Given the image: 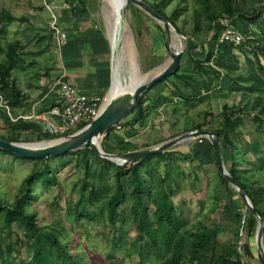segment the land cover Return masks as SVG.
<instances>
[{"label": "rangeland", "instance_id": "rangeland-1", "mask_svg": "<svg viewBox=\"0 0 264 264\" xmlns=\"http://www.w3.org/2000/svg\"><path fill=\"white\" fill-rule=\"evenodd\" d=\"M42 1L43 0H0V47L4 40L7 39L6 32L2 31L4 26L8 27L9 25L11 28L18 30L17 23H22L20 18L25 19L26 15L31 16L32 14H35L36 17L40 19L38 23H34L35 25L43 24L44 20L40 13L43 9L47 8H45ZM68 2L70 3V1H67L65 4L68 5ZM82 3L84 8L86 7L87 11L91 12V27L102 31L108 40L111 41L113 13L107 1L82 0ZM61 4L60 2V6ZM73 4L75 9H79L82 6L78 3ZM239 5L243 8V3L239 2ZM242 10L244 11V9ZM3 13H9L17 20L10 24H6ZM123 22L124 30L117 53L119 76L122 79L127 78L132 71L137 70V82L143 79L149 80L159 71L157 70L159 67L169 62L168 55L163 53V47L160 50V53H163L162 57L149 55L152 41L154 39L157 40L154 35L158 34L160 31L162 32V25L136 5L134 8H129V5L125 7ZM21 26L24 28V24H20L19 27ZM176 34L178 33L173 29L171 31V43L176 50L185 52L187 41L184 37H181L179 34L178 37ZM163 43L164 35H160L159 46H163ZM58 57H60L59 54ZM241 100L243 104H245L246 99L239 95L236 101ZM231 102L232 100L228 98L227 103L230 104ZM220 106L222 107V105ZM220 106L216 108L219 109L221 108ZM218 109L215 111L217 112ZM167 110L172 111V109H165L160 116L161 122H145L143 124L144 127H138L137 124L133 128L116 127L110 134L98 140L100 148L107 154H123L127 153L125 151L133 148H141V150H143L155 147L161 143L160 141H167L190 131L189 128L184 129L180 126L183 121L182 114L175 113L176 115H174L173 121H170L171 112ZM2 114L3 113L0 112V134L5 135L10 125L4 122ZM242 115L244 124L240 127L238 136H236V138L233 137L236 148H238L240 154H243L247 162L253 163V167L260 165V167L264 169V133L262 131L264 125H262V128H259L260 125L258 122L253 120V118L257 116L256 112H244ZM259 115L264 122V114L260 113ZM215 119L216 120L211 123L213 124L212 128L209 121V126H204L205 128L203 127L202 130L211 131L216 129L221 122L220 114H217ZM129 120H131V117L126 119V122ZM193 120H196V118ZM27 133L28 135H26ZM27 133L22 134L24 142L18 143L35 144L39 142H49L38 140L36 134H38L39 131H29ZM199 139L200 138L184 140L167 150L174 153L178 159L176 163L172 165L171 171L167 166L165 167L166 169L164 172L166 173L164 174H160L162 170L160 167L158 168L159 172L157 168L156 170L149 169V174L145 171L144 179L152 189L151 197H157L156 189L162 182L165 191L176 207L174 210V222L178 227L186 225L185 227L191 228L195 225L197 220L203 221V224L207 227H211L213 224L220 226V231L215 238L211 239L207 250L203 252V257L194 260L193 264H212L219 255H223L229 247L236 243V241L237 249L242 250L245 245H248L256 252L254 236L257 222L251 235L247 237L244 224L243 229L241 224L238 229L239 225L235 218V212H231L230 210L225 212L224 209H222L223 205L229 201V197L233 194L232 199L239 200L235 195L237 193L235 190L220 184L218 189L220 202L217 205L219 207L216 206V210H213V208H211V210L209 209L210 205L207 204V198L208 196L210 197L213 191L211 187H213L216 181V168L210 150L206 148L205 153H207V155L201 158H193L190 160H182L181 157L180 159L178 158L179 155L189 151L193 153L196 152L197 144L195 145L194 143L198 142ZM198 150V155L205 154L203 153V148ZM77 160V154L62 158L56 157L49 162L51 174L56 178V183L50 185L45 184L33 188V194L29 200L27 209L28 212L35 214L38 225L56 230L60 234L64 251L73 256L80 264H139L140 260L138 254L140 247L144 253L142 264H162L163 257L153 249L148 241L143 240L141 242L138 240L135 225L131 217L127 214H119L114 228L110 226L105 218H95L92 220H87L83 217L79 219L75 218L73 213L74 204L78 200V190L81 180L83 179V172L82 169L77 166ZM1 161L0 200L12 202L13 197L19 193L22 180L36 166V163L22 160H7L10 163H5L6 159H0V163ZM88 163L90 171L88 180L94 184L98 196L96 201L97 207L93 210L98 212L99 207H104L105 196L110 191L109 184L112 171L97 165L95 160L89 155ZM168 164L170 166L171 162ZM224 166L226 169L230 166V160L227 154H225ZM239 168L247 169L249 165L243 163L239 165ZM177 171L183 173L182 177L178 175L172 183L171 179H164L165 174L169 177ZM261 173L260 170H258L257 176L253 178L263 181L264 178L260 175ZM247 175L249 176L251 174L248 173ZM209 191L210 194L208 195ZM252 195L254 198L263 196L264 186L257 184L252 190ZM149 208L153 209L151 204H149ZM79 209H81V207ZM238 211H244L243 202L240 203V210L238 209ZM259 211L264 215V202H262ZM245 216L246 215H243V218ZM10 230L12 233L10 240H8L4 234L0 233V245L5 246L8 242L14 243L13 248L15 251L12 253V256L28 261L31 258L35 241L27 238L26 240L24 239V245L23 243H15V240H22L23 238V226L19 223H13ZM236 234L238 235V239ZM188 248L187 246V249ZM187 259L188 253L185 256V262ZM250 259L251 261L254 259L253 255L252 258L246 259L247 262ZM252 263L261 264L257 259L256 261H252Z\"/></svg>", "mask_w": 264, "mask_h": 264}, {"label": "trees", "instance_id": "trees-1", "mask_svg": "<svg viewBox=\"0 0 264 264\" xmlns=\"http://www.w3.org/2000/svg\"><path fill=\"white\" fill-rule=\"evenodd\" d=\"M76 1L81 5L83 4L82 0ZM141 1L165 19L181 37L186 39L187 42H190L197 33L213 29L215 24L220 20L230 21L239 17L249 23H254L260 18V11L257 9L251 14H248L241 9L239 2L244 3L245 0ZM131 7L134 8L135 5L130 4L129 8ZM3 18L6 24L17 20L9 13H3ZM21 20H23V18H20V21ZM2 31L5 32V26L2 28ZM244 45L250 47L256 66L264 76V66L259 62V57L264 60V50L254 46L250 41H245ZM17 46L18 43L15 42L9 44L6 50L0 47V55L6 51L5 64L0 63V94H3L13 106L20 104L23 100V96L16 84L13 81L9 82L11 71L19 67L13 58ZM211 57L212 54L207 53L204 61L194 60L197 74H201L204 64H207L211 60ZM208 67L211 69L213 84L217 87L219 85L221 74H224V72L210 65H208ZM175 73L176 71L172 75H175ZM172 75L168 77H171ZM159 83L150 87L140 96L139 106L135 110L137 117L132 122L124 121L119 124L118 127L133 128L135 124L142 123L145 112L143 108V97ZM258 113L264 114V107H261ZM242 114L243 110L239 106L229 107L224 104L220 113L221 122L216 129L211 131L218 135V143L223 163L225 154L229 156L230 166L226 169L228 174L241 186L254 211L264 224V218L259 215L257 210L258 204L264 201V195L256 199L252 195V190L257 184L264 186V180L259 181L257 178H253L254 176H257L258 170H260L261 173L263 169L260 165L253 167V163L247 162L243 154H240L238 148H236L233 140V136L239 134V129L244 124ZM259 114L255 116L253 120L258 122L260 125L259 128H262L264 122ZM207 116L208 114L205 113L204 118L206 119ZM81 128H83V126H80L74 132ZM115 128L111 129L106 135L114 131ZM189 130H202V126L195 125ZM262 131L264 133V127ZM74 132H71V134ZM36 136L39 141L50 142L55 140L54 137L40 133L36 134ZM20 137H22V133L13 130L6 132L5 135L0 134V138L9 142H24V138ZM199 141L206 142V148L210 150L216 168V181L213 187H211V190L213 191L210 197L208 196L207 198V204L210 205L209 209L211 210V208H213V210H216L218 207L217 205L220 202L218 190L219 185L222 184L227 188L230 185L221 176L210 142L205 138H200ZM135 149L133 148L125 152L135 151ZM72 154H77V166L80 167L83 172V179L81 180L78 190V200L74 204L73 209L75 218L79 219L80 217H83L87 220L105 218L110 226L114 228L119 214H127L131 217L135 225L138 240L141 242L147 240L153 249L163 257L162 264H193L194 260L203 257V252L207 250L211 239L215 238L220 231V226L217 224L207 227L201 220H197L195 225L191 228L185 227L186 225L178 227L174 222L173 201L165 191L162 182L156 189L157 197H151L152 189L140 174L141 162L155 159L157 163L171 162L172 164H175L178 159L174 153L165 151L124 166H115L111 163L105 162L89 149H80L59 157L62 158ZM88 155L95 160L97 165L112 171L109 184L110 191L105 196L104 207H99L98 212L93 210L97 207L96 201L98 196L94 184L88 180L90 175ZM180 157L182 160L199 158L198 151L194 153L189 151L178 156L179 159ZM55 158L56 157L26 159L6 153L0 149V159H6L5 163H10L7 160L33 161L36 163V166L22 180L19 193L13 197L12 202L0 200V233L4 234L8 240H10L12 235L10 230L11 225L13 223L21 224L23 226V238L22 240H15V243H23L24 245L27 238L34 240L35 243L31 258L28 261H25L24 259L13 257L12 253L15 251L13 248L14 243L8 242L5 246L0 245V264H80L73 256L64 251L61 244L60 234L52 228L39 226L35 214L28 212L27 209L34 187L56 183V178L51 174V167L49 164V162ZM243 163H247L249 168L240 169L239 165ZM0 164H2V161ZM248 173L251 175L248 176ZM260 175L264 178V172ZM209 194L210 191L208 192V195ZM149 204L152 205L153 209L149 208ZM80 207L81 209H79ZM230 208V204L224 205V210L229 211ZM245 214L246 216L244 218L243 215H238L236 221L239 225L238 229L240 228V224L242 225V229L246 227L247 237H249L257 221L247 210ZM236 237L238 239L237 234ZM236 243L225 254L218 256L212 264H248L246 259L252 258L250 247L245 245L242 250H239L237 249ZM262 243L264 247V234ZM187 246L189 247L188 249ZM187 253L188 259L185 262V256ZM138 255L140 260L139 264H142L144 253L142 252L141 247ZM259 260L264 264V259L261 256Z\"/></svg>", "mask_w": 264, "mask_h": 264}, {"label": "crops", "instance_id": "crops-1", "mask_svg": "<svg viewBox=\"0 0 264 264\" xmlns=\"http://www.w3.org/2000/svg\"><path fill=\"white\" fill-rule=\"evenodd\" d=\"M67 1H70L68 5L65 4ZM260 1L245 0L243 8L241 6V9H244L248 14H251L254 9L260 11V18L256 22L249 23L239 17L230 21L220 20L213 29L201 31L190 42H186V50L182 52L179 69L175 75L166 78L143 97L144 119L142 123H137L138 127H144L145 122H161L160 116L165 109H172V111L167 110L171 112L170 121H173L174 115L177 113L183 115L180 126L184 129H190L195 125H201L203 128L206 125L209 126V121L212 128L213 124L211 123L216 120L215 116L221 113L222 107L220 105L223 106L224 104L229 107L239 106L243 113L256 112L257 115L259 114V109L264 107V76L256 66L250 47L244 45V42L250 41L254 46L264 50V9L261 8ZM60 2L62 3L61 6ZM42 3L45 8H50L56 16L58 26L66 34L67 39L60 58L53 40V33L49 28L51 16L48 9H43L40 13L44 20L43 24L35 25L34 23H38L40 19L32 14L31 16L26 15L22 23H17L18 30L11 28L9 25L5 27L7 39L4 40L1 48L6 50L9 44L18 43L13 58L19 67L11 71L9 82L13 81L16 84L23 100L15 106L7 100L14 117L27 116L48 108L55 97V90L52 85L62 75L65 80L75 83L84 94L103 101L107 99L112 83V43L102 31L91 27V12L87 11L86 7L83 8L84 5L81 6L76 0H43ZM73 3H78L81 7L75 9ZM20 24H24V28L23 26L19 27ZM227 32L240 34L243 41L236 46L225 42L224 34ZM161 33L160 31L154 35L157 40L154 39L151 43V51L149 50L151 56L162 57L163 53H166L164 43L163 46H159L160 35H164V33ZM162 47L163 53H160ZM207 53L212 54L211 60L204 64L199 75L194 60L204 61ZM0 59V63L5 64L6 51L0 55ZM259 62L264 66V60L261 57H259ZM208 65L224 72V74H221L217 87L213 84L211 69ZM239 95L246 99L245 104L242 100L236 101ZM228 98L232 100L230 104L227 103ZM217 106L221 108L218 109ZM217 109L220 110L217 111L218 113L215 111ZM0 112L3 113L4 122L10 125L7 131L13 130L22 134L29 131H38V125L34 120L18 119L11 123L5 112L3 110H0ZM205 113L208 114L206 119L204 118ZM129 117H131V120L128 122H132L137 117L136 112L134 111ZM195 118L196 120H193ZM236 136L238 134L233 137L236 138ZM163 141L160 142L163 143ZM194 144H197L195 151L203 148V153L206 152V142L198 141ZM136 150H141V148H136ZM206 155L198 156L201 158ZM168 163H157L155 159L142 161L140 174L144 177L145 171L149 174V169L156 170L157 168L158 171L159 167L162 168L160 174H164L166 173L164 172L166 166L170 171L172 169L173 164L171 163L169 166ZM262 172H264V169ZM178 175L182 177L183 173L177 171L169 177L165 174V178H163L171 179L172 183ZM229 189L235 190L232 186H229ZM235 195L239 200H234L231 196L226 204L231 205L230 211L235 212L236 218L240 214L246 215V210L239 194L236 193ZM241 202L244 205L243 212L238 211ZM261 204L262 202L258 204L257 210L259 215L264 218L263 213L259 211ZM222 209H224V205ZM224 211L226 212V210ZM250 252L254 258L252 261H256V259L260 261L258 250L254 252L250 247ZM252 261L250 259L248 263L254 264Z\"/></svg>", "mask_w": 264, "mask_h": 264}, {"label": "water", "instance_id": "water-1", "mask_svg": "<svg viewBox=\"0 0 264 264\" xmlns=\"http://www.w3.org/2000/svg\"><path fill=\"white\" fill-rule=\"evenodd\" d=\"M130 4H134L143 9L154 20L162 25L164 31V48L169 57V62L159 67V69H157L159 71L155 73L154 76H152L149 80L143 79L134 84L131 90L125 89L121 91V93H111L115 80H117L119 85H122L124 88L126 87L127 83H129L128 77L122 79L119 76L117 53L120 46L121 30L124 26V9ZM118 14L120 16V26L117 28V34L111 47L113 67L112 83L109 88L105 104L103 105L99 115L80 130L56 141L32 144L9 142L0 138V149L6 153L26 159L59 157L80 149H89L105 162L111 163L115 166H124L140 161L148 156L165 152L184 140L207 138L212 146V150L214 152L222 178L230 186H232V188L235 189V191L243 200L245 209L250 212L257 221L255 244L260 256L264 259V247L262 243L264 224L254 211L241 186L228 174L222 161L221 151L218 143V135L216 133L209 130H193L167 140L155 147L130 151L123 154H107L100 148L98 140L105 136L111 129L118 127L119 124L123 123L138 108L140 96L143 95L150 87L161 82L179 69V61L182 55V51L176 50L171 43V31L173 30L172 27L165 19H163L144 2L140 0H122V5L119 8ZM176 36L179 37L178 34H176Z\"/></svg>", "mask_w": 264, "mask_h": 264}, {"label": "built area", "instance_id": "built-area-1", "mask_svg": "<svg viewBox=\"0 0 264 264\" xmlns=\"http://www.w3.org/2000/svg\"><path fill=\"white\" fill-rule=\"evenodd\" d=\"M260 6L264 9V0H261ZM46 8L51 16L49 28L53 33V40L60 56L67 37L60 30L57 18L51 9ZM224 40L236 46L243 41V37L240 34L227 32L224 34ZM52 88L55 90V97L52 104L44 110L36 111L27 116L14 117L3 94H0V110L6 113L11 123L18 119L34 120L38 125L40 134L54 137V141H56L70 135L80 126L88 125L99 115L105 102L84 94L75 83L65 80L63 75L54 81Z\"/></svg>", "mask_w": 264, "mask_h": 264}, {"label": "bare ground", "instance_id": "bare-ground-1", "mask_svg": "<svg viewBox=\"0 0 264 264\" xmlns=\"http://www.w3.org/2000/svg\"><path fill=\"white\" fill-rule=\"evenodd\" d=\"M106 1L110 5L112 13H113V25H112V33H111V43H113V41L115 40L116 34H117V28L120 26V16L118 14V11L122 5V0H106ZM123 30H124V26L121 30V37L123 35ZM121 51H122V49H121ZM136 72H137V70H134V71H132V73L129 74V76H128L129 83H127L125 88L122 85H119L117 80H115L111 93H121V91H123L125 89L131 90L132 87H129V86H134V84L137 83L136 80L138 78V74ZM104 104H105V102H104Z\"/></svg>", "mask_w": 264, "mask_h": 264}, {"label": "flooded vegetation", "instance_id": "flooded-vegetation-1", "mask_svg": "<svg viewBox=\"0 0 264 264\" xmlns=\"http://www.w3.org/2000/svg\"><path fill=\"white\" fill-rule=\"evenodd\" d=\"M106 101V100H105Z\"/></svg>", "mask_w": 264, "mask_h": 264}]
</instances>
